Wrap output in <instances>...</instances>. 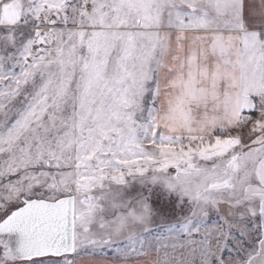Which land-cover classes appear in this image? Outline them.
<instances>
[{"label":"snow or ice","instance_id":"obj_1","mask_svg":"<svg viewBox=\"0 0 264 264\" xmlns=\"http://www.w3.org/2000/svg\"><path fill=\"white\" fill-rule=\"evenodd\" d=\"M0 264H264V0H0Z\"/></svg>","mask_w":264,"mask_h":264}]
</instances>
